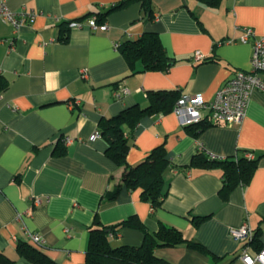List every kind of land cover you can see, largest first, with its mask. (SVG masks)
<instances>
[{"label": "crops", "instance_id": "obj_1", "mask_svg": "<svg viewBox=\"0 0 264 264\" xmlns=\"http://www.w3.org/2000/svg\"><path fill=\"white\" fill-rule=\"evenodd\" d=\"M120 1L5 0L10 11L35 17L15 32L0 20V251L15 264H32L17 252L26 244L57 264H85L95 220L113 226L135 216L150 233L171 227L203 248L157 249L156 257L170 264H243L236 258L242 243L230 230L247 221L256 245L264 242V92H252L240 125H210L196 136L173 110L139 120L129 135L127 163L164 146L172 166L154 210L139 190L123 188L107 198L123 170L107 157L105 138H89L102 118L145 108L149 91L211 102L228 78L250 70L252 41L241 43L240 29L264 36V0H150V18L133 2L106 17L105 31L68 28L67 42L60 41L61 25L86 22ZM145 33L156 34L175 60L168 71L142 72L140 61L130 66L121 54L118 47ZM119 86L127 93L116 99ZM200 149L218 158L251 153L257 160L252 178L222 200L219 168H189ZM142 241V232L124 228L110 243L138 247Z\"/></svg>", "mask_w": 264, "mask_h": 264}, {"label": "trees", "instance_id": "obj_2", "mask_svg": "<svg viewBox=\"0 0 264 264\" xmlns=\"http://www.w3.org/2000/svg\"><path fill=\"white\" fill-rule=\"evenodd\" d=\"M204 1L209 4L216 3V0ZM133 2H140L147 18L151 17L150 0H122L110 6L106 13H92L86 18L95 16L97 24L105 23L106 17L111 12L122 9ZM78 21L81 22L82 20ZM68 24L69 22L64 23L60 27V41L64 43L68 40ZM118 49L130 66L136 61H140L142 72H166L175 63L174 59L166 55L154 33H145L138 40L125 42ZM146 97L149 103L145 108L135 105L124 109L116 116L102 118L98 122V132L100 137L105 138L108 143L107 157L123 170L119 183L112 193L107 194V198L113 200L123 188L129 191L139 190L140 199L148 203L154 210L161 206L166 191L164 175L172 166L167 159L164 146L153 149L140 163L129 165L126 159L130 147L129 135L135 131L142 117L171 112L180 98V93L175 90L149 91ZM207 126L210 125L206 121H201L197 124L187 125L185 128L193 129L196 136ZM127 129L128 132H126ZM246 154L247 152L238 153L233 157L220 160L212 159L204 152L198 151L197 155L192 158L189 168L196 167L202 170L219 168L222 171V187L219 196L222 200H226L231 191L238 185L245 186L248 184L256 169L257 160L248 159ZM124 228L142 232L143 241L140 246L113 247L111 245V239H116ZM88 232L85 264H170L156 257L157 249L185 244L193 249L203 250L199 244L186 241L178 230L171 227L162 226L158 232L150 233L135 216L113 226H103L95 220ZM253 243L254 248L259 250L261 246L256 245V239L253 240ZM17 252L32 264H57L44 253L26 244H19ZM0 264H15V262L0 251Z\"/></svg>", "mask_w": 264, "mask_h": 264}, {"label": "built area", "instance_id": "obj_3", "mask_svg": "<svg viewBox=\"0 0 264 264\" xmlns=\"http://www.w3.org/2000/svg\"><path fill=\"white\" fill-rule=\"evenodd\" d=\"M34 14L22 15L8 9L5 0H0V20L10 24L14 32L17 31L26 21L32 22ZM86 26L90 31H105V23L97 24L96 17L92 16L86 22L71 21L69 28H79ZM239 41L246 43L252 41V55L250 59V70L247 72L238 71L233 78L222 87L215 95L214 99L207 103L200 96L181 95L173 108L181 126L197 124L206 121L209 125H240L244 120L248 101L253 91L264 92V36L255 37L254 31L250 28L240 29ZM117 47V45H115ZM202 56L196 54L195 60H201ZM1 74V68H0ZM80 76L87 79L85 70L80 71ZM127 90L119 86L114 91V98L119 99L125 95ZM73 102L69 103L72 107ZM100 138L98 131L94 132L89 140L94 141ZM69 141L66 140L65 143ZM203 152L202 149H200ZM212 159H223L205 153ZM248 159H253L251 153H247ZM232 239L237 243H242V247L237 255V259L243 264H264V242L259 250L254 248L253 240L255 233L247 221L242 222L237 228L230 230ZM31 241L38 247H42L43 241L38 236H32Z\"/></svg>", "mask_w": 264, "mask_h": 264}, {"label": "water", "instance_id": "obj_4", "mask_svg": "<svg viewBox=\"0 0 264 264\" xmlns=\"http://www.w3.org/2000/svg\"><path fill=\"white\" fill-rule=\"evenodd\" d=\"M233 77H234V76L228 78L227 81L221 86V88L224 87V86H225V85H226V84H227V83H228Z\"/></svg>", "mask_w": 264, "mask_h": 264}]
</instances>
